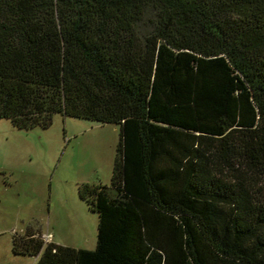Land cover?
<instances>
[{
    "label": "trees",
    "instance_id": "1",
    "mask_svg": "<svg viewBox=\"0 0 264 264\" xmlns=\"http://www.w3.org/2000/svg\"><path fill=\"white\" fill-rule=\"evenodd\" d=\"M120 126L83 183L94 249L14 232L35 264H264V0H0V118Z\"/></svg>",
    "mask_w": 264,
    "mask_h": 264
},
{
    "label": "rangeland",
    "instance_id": "2",
    "mask_svg": "<svg viewBox=\"0 0 264 264\" xmlns=\"http://www.w3.org/2000/svg\"><path fill=\"white\" fill-rule=\"evenodd\" d=\"M120 126L56 113L49 127H15L0 118V264H35L15 254L14 232L94 249L98 214L79 195L83 183L109 184Z\"/></svg>",
    "mask_w": 264,
    "mask_h": 264
},
{
    "label": "built area",
    "instance_id": "3",
    "mask_svg": "<svg viewBox=\"0 0 264 264\" xmlns=\"http://www.w3.org/2000/svg\"><path fill=\"white\" fill-rule=\"evenodd\" d=\"M50 237H49V235L48 234H46L45 236H43V240L45 241V242H49V239Z\"/></svg>",
    "mask_w": 264,
    "mask_h": 264
},
{
    "label": "crops",
    "instance_id": "4",
    "mask_svg": "<svg viewBox=\"0 0 264 264\" xmlns=\"http://www.w3.org/2000/svg\"><path fill=\"white\" fill-rule=\"evenodd\" d=\"M42 234H48V233H45V232L43 233V232H42ZM51 241H52V240H51ZM52 242H53V241H52Z\"/></svg>",
    "mask_w": 264,
    "mask_h": 264
}]
</instances>
